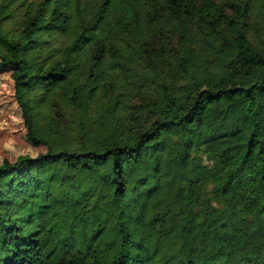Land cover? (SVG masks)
I'll use <instances>...</instances> for the list:
<instances>
[{"label": "trees", "instance_id": "trees-1", "mask_svg": "<svg viewBox=\"0 0 264 264\" xmlns=\"http://www.w3.org/2000/svg\"><path fill=\"white\" fill-rule=\"evenodd\" d=\"M0 70V264H264V0H0Z\"/></svg>", "mask_w": 264, "mask_h": 264}, {"label": "rangeland", "instance_id": "rangeland-1", "mask_svg": "<svg viewBox=\"0 0 264 264\" xmlns=\"http://www.w3.org/2000/svg\"><path fill=\"white\" fill-rule=\"evenodd\" d=\"M43 151V147H35L27 141L10 72L0 70V163L4 159L14 161L25 154L36 156Z\"/></svg>", "mask_w": 264, "mask_h": 264}]
</instances>
